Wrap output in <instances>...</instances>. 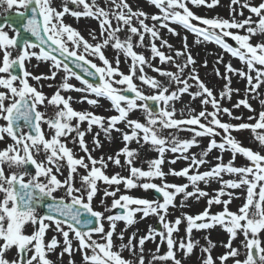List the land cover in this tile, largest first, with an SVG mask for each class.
I'll return each mask as SVG.
<instances>
[{
  "label": "rangeland",
  "instance_id": "1",
  "mask_svg": "<svg viewBox=\"0 0 264 264\" xmlns=\"http://www.w3.org/2000/svg\"><path fill=\"white\" fill-rule=\"evenodd\" d=\"M31 1L0 0V14ZM35 1L52 39L103 81L0 30V264H25L22 247L27 264H264V0ZM128 88L160 113L123 98ZM24 98L34 138L10 128ZM17 178L92 208L100 225L38 227V211L18 212Z\"/></svg>",
  "mask_w": 264,
  "mask_h": 264
},
{
  "label": "water",
  "instance_id": "2",
  "mask_svg": "<svg viewBox=\"0 0 264 264\" xmlns=\"http://www.w3.org/2000/svg\"><path fill=\"white\" fill-rule=\"evenodd\" d=\"M40 14L35 10L30 11L28 15H9L6 18H0V27L5 22L11 23L20 32V36L17 38L16 43L23 47L25 41H29L33 44L41 45L46 51L52 53L57 58L65 61L74 71L79 73L84 78L98 83L101 78L95 72L94 69L84 64L82 61L71 58L64 52L60 51L54 43L47 38L41 23ZM13 73L20 75L21 69L18 63L12 66ZM122 95L129 99H141L146 101L148 107L154 112L160 111V105L156 99H149L145 96H138L136 93L130 90H126ZM36 114L33 109V104L29 99L21 101L18 106L13 110L12 123L15 128H19L22 123L29 125L33 135H36ZM30 171L34 173V166L31 162L27 164ZM16 199L22 211L34 208L36 206V198L40 196L39 190L30 185H24L21 181H17L15 184ZM158 198H161V193L154 189ZM43 215L49 216L53 219H60L71 223L76 229L87 231L94 228L98 224V217L92 213L89 209L78 206L73 203H65L61 200H54L47 195L42 196V201L39 203ZM118 213H123V209L116 210Z\"/></svg>",
  "mask_w": 264,
  "mask_h": 264
},
{
  "label": "bare ground",
  "instance_id": "3",
  "mask_svg": "<svg viewBox=\"0 0 264 264\" xmlns=\"http://www.w3.org/2000/svg\"><path fill=\"white\" fill-rule=\"evenodd\" d=\"M112 4V3H111Z\"/></svg>",
  "mask_w": 264,
  "mask_h": 264
}]
</instances>
